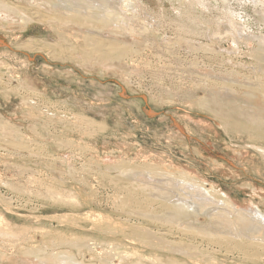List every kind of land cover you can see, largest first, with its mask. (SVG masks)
I'll return each instance as SVG.
<instances>
[{
	"label": "rangeland",
	"instance_id": "374dc122",
	"mask_svg": "<svg viewBox=\"0 0 264 264\" xmlns=\"http://www.w3.org/2000/svg\"><path fill=\"white\" fill-rule=\"evenodd\" d=\"M10 1L16 11H0V244L41 242L52 228H61L59 218L73 231L78 223L101 230L124 223L107 206L96 220L79 218L128 185L112 163L136 169L151 164L163 176L194 172L207 188L214 185L240 204L264 195V158L248 147L264 141L246 131L252 124L240 114L264 116V59L254 52L257 40L235 46L225 16L229 9L264 35V19L255 12L264 6L140 0L150 20L159 22L157 31L137 34L136 42L127 39L123 54H114L124 61L99 65L82 60L102 58L87 52L75 35L89 33L87 26L68 25L64 19L71 16L36 8V0ZM224 86L231 90L225 100L214 92ZM220 114L242 128L226 134L217 126ZM90 235L97 236L81 237ZM16 251L15 259L2 263L29 254Z\"/></svg>",
	"mask_w": 264,
	"mask_h": 264
},
{
	"label": "bare ground",
	"instance_id": "6f19581e",
	"mask_svg": "<svg viewBox=\"0 0 264 264\" xmlns=\"http://www.w3.org/2000/svg\"><path fill=\"white\" fill-rule=\"evenodd\" d=\"M7 1L9 0H0V11L15 12L14 8L17 7H13V2ZM36 1L38 2L36 8L55 12L58 16H62V13L71 16L64 19L68 25L87 26L85 31L89 33L76 34L78 32L75 31V35L81 39L87 52L98 51L102 57L101 59L82 57L87 64L120 63L125 57L114 54L118 50L120 52L121 48L127 47V39L136 42L140 39H136L135 36L148 37L158 29L156 24L159 22L150 20L152 18L142 7L140 0ZM229 1L231 0H222L223 3ZM191 2L192 5L204 3L202 0ZM235 2L238 6H244L247 2L252 3L255 9L259 5L264 6L263 0H235ZM19 10L26 14L25 9ZM255 12L264 19V7L261 10L257 8ZM25 14L22 18L26 17ZM30 15L27 20L32 18L29 17ZM225 16L233 29V33L231 30L228 32L231 33L235 46H238L240 42L257 40L260 48L255 49L254 52L260 60L264 59V53H262L264 52V35H257L248 29L247 25L241 21L242 19L239 20L238 15L230 12L229 9H225ZM53 18L58 19L57 16ZM59 19L61 20L60 17ZM194 20L197 26H200L199 23L203 24L199 16H196ZM149 40L146 39L145 42ZM57 43V41L54 42V45ZM121 52L123 54V51ZM92 73L103 75L104 72L94 69ZM227 88L224 86L214 92L218 93L220 99L225 100L231 93V90ZM219 90L221 91L218 92ZM236 103L237 106L238 102ZM248 111L240 112L245 114L242 115L243 119L247 118L252 124V127L246 131L251 136L264 141V116L255 115L252 110ZM216 122L218 128L229 135L237 127L242 128L238 121L224 114H220V120ZM248 147L264 158L263 144H250ZM148 165L149 167L138 169L134 168L133 164L132 167L119 165L120 167L117 168L112 163V168L121 174L122 180L128 185L117 188L104 203H98L96 211L99 212L89 206L92 209L79 216L81 220H96L102 216L101 210L106 209L105 206H107L122 217L120 219L124 223L108 230L78 223L73 224L78 227V230L73 231L67 229L65 227L67 225L59 218L58 224L61 228H52L41 242L29 241L28 244L25 240L17 239L1 243L0 264H5L2 262L7 258L15 259L14 251L16 250L29 254L21 260H15L13 264H111L116 259L130 264H264V195L259 199L253 198L251 202L240 204L232 194L217 189L214 185L207 188L206 181L194 172L183 171L180 177H176L175 174V176H163L164 173H154L156 169L153 172L151 164ZM106 181L110 180L107 178ZM109 183L111 185L116 182ZM69 199L71 201V198ZM71 203L79 205L77 199ZM87 232L96 233L97 236L81 237ZM170 238H177L181 243L178 244L176 239ZM68 246H73L75 250L69 252ZM99 246L102 250H98ZM86 253L90 254V259L86 258ZM220 255L225 259H219Z\"/></svg>",
	"mask_w": 264,
	"mask_h": 264
}]
</instances>
